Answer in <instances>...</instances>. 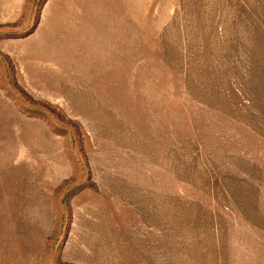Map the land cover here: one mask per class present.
<instances>
[{"label": "rangeland", "instance_id": "1", "mask_svg": "<svg viewBox=\"0 0 264 264\" xmlns=\"http://www.w3.org/2000/svg\"><path fill=\"white\" fill-rule=\"evenodd\" d=\"M0 264H264V0H0Z\"/></svg>", "mask_w": 264, "mask_h": 264}]
</instances>
